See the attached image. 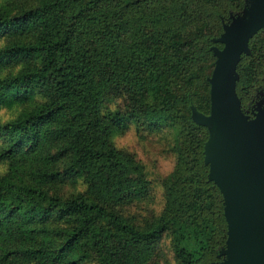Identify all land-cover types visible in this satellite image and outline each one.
<instances>
[{
    "label": "trees",
    "instance_id": "16d2710c",
    "mask_svg": "<svg viewBox=\"0 0 264 264\" xmlns=\"http://www.w3.org/2000/svg\"><path fill=\"white\" fill-rule=\"evenodd\" d=\"M244 8L0 0V264L224 259L225 203L191 106L210 113L213 39ZM250 49L237 68L249 114L264 91V29ZM130 130L164 144L166 176L155 179L137 151L117 145Z\"/></svg>",
    "mask_w": 264,
    "mask_h": 264
},
{
    "label": "water",
    "instance_id": "95a60500",
    "mask_svg": "<svg viewBox=\"0 0 264 264\" xmlns=\"http://www.w3.org/2000/svg\"><path fill=\"white\" fill-rule=\"evenodd\" d=\"M230 19L211 48L216 62L208 79L210 113L192 105V120L208 130L205 164L223 196L228 223L224 259L213 264H264V101L249 114L237 93L238 65L264 29V0H245L242 13Z\"/></svg>",
    "mask_w": 264,
    "mask_h": 264
},
{
    "label": "rangeland",
    "instance_id": "374dc122",
    "mask_svg": "<svg viewBox=\"0 0 264 264\" xmlns=\"http://www.w3.org/2000/svg\"><path fill=\"white\" fill-rule=\"evenodd\" d=\"M1 116L4 117L3 114ZM117 145L123 149L137 151L155 179L163 178L173 169V161L167 158L164 144L157 139H141L134 130H130L118 137ZM2 173L0 170V174ZM150 198L153 203L160 200V191L157 187L151 192ZM129 214L134 215V212L130 211Z\"/></svg>",
    "mask_w": 264,
    "mask_h": 264
},
{
    "label": "flooded vegetation",
    "instance_id": "af4514ba",
    "mask_svg": "<svg viewBox=\"0 0 264 264\" xmlns=\"http://www.w3.org/2000/svg\"><path fill=\"white\" fill-rule=\"evenodd\" d=\"M262 100L264 101V91H261V92H260V99H259V101H262ZM259 101H257V103H258ZM257 103H256V104H257Z\"/></svg>",
    "mask_w": 264,
    "mask_h": 264
}]
</instances>
